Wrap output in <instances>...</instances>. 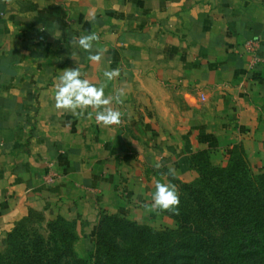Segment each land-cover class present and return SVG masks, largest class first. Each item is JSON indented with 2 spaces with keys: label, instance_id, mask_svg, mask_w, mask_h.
<instances>
[{
  "label": "crops",
  "instance_id": "obj_1",
  "mask_svg": "<svg viewBox=\"0 0 264 264\" xmlns=\"http://www.w3.org/2000/svg\"><path fill=\"white\" fill-rule=\"evenodd\" d=\"M90 32L99 64L72 43ZM77 65L106 96L125 89L121 124L54 107ZM199 153L263 159L264 0H0V249L30 212L74 224L87 248L105 216L161 223L154 181L179 193Z\"/></svg>",
  "mask_w": 264,
  "mask_h": 264
},
{
  "label": "trees",
  "instance_id": "obj_2",
  "mask_svg": "<svg viewBox=\"0 0 264 264\" xmlns=\"http://www.w3.org/2000/svg\"><path fill=\"white\" fill-rule=\"evenodd\" d=\"M207 154L195 155L193 167ZM206 167H209L208 164ZM210 170L213 174L204 177L209 193L204 190L191 191L196 208L195 218L181 219L177 224L180 229L187 230L184 240L168 244L156 255L150 253L141 262L128 252H114L104 241V231L109 223H114L135 228V231L143 233L142 238L144 235L156 236L155 232L148 228L143 230L126 218L105 216L96 232V264L115 259L116 253L117 258L128 255L126 264H264V173L253 175L238 158L231 159L228 167ZM180 185L185 188V185ZM57 220L65 222L62 218ZM70 224L76 231L74 224ZM216 230L219 232L218 241L213 235ZM62 236L65 255H58L56 260L42 259V263L36 264L79 263L73 252L66 248L69 245L65 239L70 235L64 233Z\"/></svg>",
  "mask_w": 264,
  "mask_h": 264
},
{
  "label": "rangeland",
  "instance_id": "obj_3",
  "mask_svg": "<svg viewBox=\"0 0 264 264\" xmlns=\"http://www.w3.org/2000/svg\"><path fill=\"white\" fill-rule=\"evenodd\" d=\"M234 158L243 161L253 175L264 173V156L260 161L261 163L255 164L256 160L250 158L247 153H231L225 160L217 153H208L207 157H202L196 162L193 180L189 183H181L185 185V188L179 183L180 205L178 215L162 211L166 220L155 225H144L130 220L134 225L144 228L143 230L152 229L156 236L144 235L142 238L143 233L135 231V228L109 223L104 231L106 233L104 241L111 246L114 252H128L127 254L134 255L138 261L142 262L150 253L156 255L168 244H177L182 239L184 240L188 234L187 230L180 229L177 224L181 219L192 220L196 216L191 191L204 190L208 194L209 188L206 186L207 182L204 177L213 174L210 168L228 167L231 159ZM207 164L209 167H206ZM74 232L76 231L67 220L65 222L48 221L42 214L30 212L17 221L7 235L5 243L0 249V264H36V262L42 263V259L56 260L58 255H65V253L63 255L65 248L62 247L61 241L64 233L70 235L65 239L69 245V247L66 246L67 251H72L75 257L79 259V263L75 262V264H96L95 258L98 257L97 254H94L97 248L96 237L90 247L87 248L82 245L79 236ZM9 235L10 237H8ZM213 235L218 241V230L213 232ZM114 255L115 259H106L104 264H117L118 262L126 264L128 262V255L121 258L116 257L117 253ZM62 264L65 262L63 261Z\"/></svg>",
  "mask_w": 264,
  "mask_h": 264
},
{
  "label": "clouds",
  "instance_id": "obj_4",
  "mask_svg": "<svg viewBox=\"0 0 264 264\" xmlns=\"http://www.w3.org/2000/svg\"><path fill=\"white\" fill-rule=\"evenodd\" d=\"M94 20V13L90 12L85 20ZM100 39L96 32L88 34L74 35L72 43L74 46L89 53L87 59L99 64L103 58L102 50L96 49L93 54L94 42ZM75 60V59H74ZM104 77L108 81H112L121 75L120 69L105 70ZM82 72L80 66L75 68H67L62 71L57 80L54 82V107L57 110L69 111L73 116H84L86 110L87 119L92 120L93 114L95 123L104 127L119 125L122 122V113L112 107L113 102L117 104L123 103V97L126 95L125 89L122 87L115 91L114 95H105V85L96 86L89 79L81 78ZM71 127V121L66 124ZM162 165L157 162L153 167L159 169ZM174 169H169L172 174ZM154 192L151 194V203L146 205L149 211H165L173 214H179L180 197L175 185L164 183L160 180L154 181Z\"/></svg>",
  "mask_w": 264,
  "mask_h": 264
},
{
  "label": "built area",
  "instance_id": "obj_5",
  "mask_svg": "<svg viewBox=\"0 0 264 264\" xmlns=\"http://www.w3.org/2000/svg\"><path fill=\"white\" fill-rule=\"evenodd\" d=\"M256 49H257V45H256L255 43H248V44H247V50H248L249 52L253 53V52L256 51ZM46 181L49 182V183H51V182L54 181V177H53V176H48V177L46 178Z\"/></svg>",
  "mask_w": 264,
  "mask_h": 264
}]
</instances>
